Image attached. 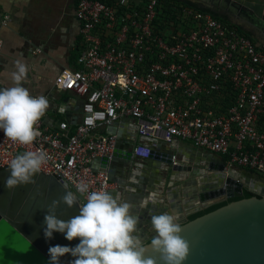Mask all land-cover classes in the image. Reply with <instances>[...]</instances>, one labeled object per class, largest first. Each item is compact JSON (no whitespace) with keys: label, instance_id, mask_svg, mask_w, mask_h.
Listing matches in <instances>:
<instances>
[{"label":"built area","instance_id":"built-area-1","mask_svg":"<svg viewBox=\"0 0 264 264\" xmlns=\"http://www.w3.org/2000/svg\"><path fill=\"white\" fill-rule=\"evenodd\" d=\"M76 17L79 67L63 69L54 84L84 99L82 119L71 132L67 121L50 129L41 118L40 135L27 146L0 130V169L20 152L44 151L49 161L41 171L109 191L108 173L92 161L111 155L117 135L93 131L131 117L141 138L188 141L264 181V48L257 41L168 0H79Z\"/></svg>","mask_w":264,"mask_h":264},{"label":"water","instance_id":"water-1","mask_svg":"<svg viewBox=\"0 0 264 264\" xmlns=\"http://www.w3.org/2000/svg\"><path fill=\"white\" fill-rule=\"evenodd\" d=\"M220 2L232 4L236 12L240 11L259 28V33L262 35H252V37L264 48V8L259 12L255 5L246 0H212V4ZM213 15L231 21L224 14ZM68 100V96L53 97L55 106L60 109ZM83 106L84 99L81 98L80 108L77 110L78 116L73 119L75 125L79 124L83 117ZM118 123L119 120L109 123L106 126L107 132L116 134ZM119 139L117 137V140ZM141 139L153 141V138L149 137L139 138L130 142L128 148L116 143L111 155L96 156L92 161L95 171L107 172L109 182H117L118 188L110 189L109 192L119 195L125 190L124 196L120 198L132 203L134 212L142 208V213H138L141 218L140 228L145 222H150L151 215H154L157 209V203L153 201L150 204L146 203L149 194L142 179L137 175L139 170L148 166V162L135 160L139 159L138 157H149L166 165L163 167V182L167 186L168 194L173 193L171 188L174 182L182 176L180 173L186 168L183 163L173 160L174 154H161L153 146L139 143ZM156 141H158L155 142L156 146L158 143L166 142L162 139ZM138 143L146 148L134 154L133 149L139 145ZM209 168L216 169L218 173L199 180L188 179L185 182V184H197L196 191L200 202L187 206L186 214L179 218L183 228L181 235L189 242L191 249L184 264H264V187L253 184L249 188L236 178V172L229 169L223 160L220 164H211ZM118 169L124 172H122L124 177L128 176L127 181L117 179ZM9 175L8 167L0 169V264H48L50 246L75 247L80 242L79 239L68 241L64 234L59 232H55L52 239H46L44 236V217L47 208L53 200L60 199L65 191L58 183L59 176L41 171L34 177L36 181L34 185L20 186L14 193H9L5 187V180ZM245 190L253 192L255 196L230 202L190 220V216L196 212L236 195L242 196ZM131 193L135 196L133 200L130 199ZM155 193L152 191L150 198L158 201L157 197L160 195ZM136 203L147 205L145 208ZM160 210L164 211L162 208ZM78 214V203L71 208L61 204L56 213L57 218L64 221ZM142 235L150 238L154 233L149 230L147 234ZM17 249H27V251ZM74 259L71 254H66L60 258V264H70Z\"/></svg>","mask_w":264,"mask_h":264},{"label":"crops","instance_id":"crops-1","mask_svg":"<svg viewBox=\"0 0 264 264\" xmlns=\"http://www.w3.org/2000/svg\"><path fill=\"white\" fill-rule=\"evenodd\" d=\"M246 1L259 7V12L262 11L264 0ZM183 2L211 14H217L211 10V6L217 5L229 15L227 16L230 17V23L237 25L239 30L250 37H252V29L262 35L259 33V28L255 27L240 11L236 12L235 8L229 9V4L223 2L212 4V0H185ZM77 4L78 0H0V40L3 43L0 51V88L13 86L10 74L15 71L14 62L17 59H22L29 68L24 86L27 87L29 84L28 89L31 95H44L49 101V108L42 117L45 125L50 129H56L61 121H67L71 132L76 126L73 124V119L78 116L77 110L80 108L81 97L76 92L57 89L54 81L63 69L79 67L77 57L82 38L80 23L76 17ZM33 55L35 61H38L37 64L44 62L46 66L49 65L52 68V79L48 82H36L38 84L36 88H33ZM37 79L40 80V77ZM63 96H68L69 100L61 109L57 108L53 102V97ZM116 129V135L120 138L117 143L123 148H128L130 142L141 138L137 136L136 123L131 117L120 119ZM93 134L98 136L110 133L107 132L106 127H100L95 129ZM141 142L146 146H153L161 154H174L176 161L178 160L186 167L180 173L182 176L174 182L171 188L173 193L168 194L166 192L167 186L163 182V167L166 165L149 157H138L139 159L135 160L148 162L146 168L137 170V175L142 179L149 194L146 197V203L150 204L151 201L157 203L155 214L168 212L177 215L178 218L185 215L187 206L200 202L197 196L198 191H196L197 184H185L186 180H199L207 175L218 173L215 171L216 169H210L209 166L220 164L222 160L225 162L223 155L198 148L190 142L178 138L171 142L158 143L157 146L155 142L158 141L154 139L153 141L141 139L139 143ZM230 168L236 172V178L243 181L249 188L253 184L264 187V181L255 171L239 166ZM133 169L135 170V167ZM122 172L118 169L117 179L127 181L128 176L124 177V172ZM117 188V182L112 183L110 189ZM124 191L119 193V196L123 197ZM152 191L162 198L159 196L157 197L159 198L158 201L152 200L150 198ZM134 197V194L131 193L130 199L133 200ZM136 204L141 207L143 205L145 208L147 205ZM161 208L164 211H161ZM137 213H142V208ZM140 229L141 234H147L150 230V222H145Z\"/></svg>","mask_w":264,"mask_h":264},{"label":"clouds","instance_id":"clouds-1","mask_svg":"<svg viewBox=\"0 0 264 264\" xmlns=\"http://www.w3.org/2000/svg\"><path fill=\"white\" fill-rule=\"evenodd\" d=\"M14 63L15 71L10 74L13 86L0 88V130L6 139L27 146L40 135L37 125L46 114L49 101L44 95L30 94L24 86L27 64L22 59ZM90 122L86 118L85 123ZM48 161L44 151L18 153L7 165L10 175L5 180L6 189L14 193L20 186L34 185V177ZM58 183L65 191L47 208L44 236L52 239L59 232L68 241L80 242L75 247L50 246L48 264H60L66 254L75 257L70 264H184L190 255V244L181 235L183 228L177 215H151L150 231L154 235L147 238L141 234L140 215L129 201L104 189L90 190V184L82 180L70 182L62 178ZM77 203L78 215L68 221L57 218L61 204L71 208Z\"/></svg>","mask_w":264,"mask_h":264},{"label":"trees","instance_id":"trees-1","mask_svg":"<svg viewBox=\"0 0 264 264\" xmlns=\"http://www.w3.org/2000/svg\"><path fill=\"white\" fill-rule=\"evenodd\" d=\"M102 1H110V0H102ZM168 1H173V0H168ZM174 1L177 2L178 4L181 2V1H177V0H174ZM181 3L186 4V5H188V6H193V5H190V4L185 3V2H181ZM193 7H194V6H193ZM195 8H196V7H195ZM196 9H199V8H196ZM199 10H201V9H199ZM202 11H205V10H202ZM206 12H207V11H206ZM213 16H215L216 18L221 19V20H223V21H227V20H225V19H222V18L219 17L218 15H213ZM227 22H229V21H227ZM229 23H230V22H229ZM244 33H245V32H244ZM251 196H255V194H254L253 192L249 191V190H245V191H244V194H243L242 196H240V195H236V196H234V197H232V198H228V199H226V200H224V201H222V202H220V203L214 204V205H212V206H210V207H208V208H205V209H202V210L196 212L195 214H193V215L190 216V220H193V219H195V218H197V217H200V216H202V215H204V214H207V213H209V212H211V211H213V210H215V209H217V208H219V207H221V206H223V205H226V204H228V203H230V202L237 201V200H241V199H243V198H249V197H251Z\"/></svg>","mask_w":264,"mask_h":264},{"label":"rangeland","instance_id":"rangeland-1","mask_svg":"<svg viewBox=\"0 0 264 264\" xmlns=\"http://www.w3.org/2000/svg\"><path fill=\"white\" fill-rule=\"evenodd\" d=\"M251 38H253V37H251ZM34 57L35 56L33 55V88H36V86H38V84L36 82H38V81L39 82L40 81L41 82H48L50 79H52V76H51L52 68L49 65L46 66L44 62H40L39 64H37L38 61L36 62ZM47 62H48V60H47ZM38 77H40V80L37 79ZM29 87H30V85L28 84L27 88H29Z\"/></svg>","mask_w":264,"mask_h":264},{"label":"flooded vegetation","instance_id":"flooded-vegetation-1","mask_svg":"<svg viewBox=\"0 0 264 264\" xmlns=\"http://www.w3.org/2000/svg\"><path fill=\"white\" fill-rule=\"evenodd\" d=\"M78 1H79V0H78ZM173 1H174V0H173ZM174 2H175V1H174ZM229 5H230V6H229L230 8L228 7L229 9L232 10V9L235 8L232 4H229ZM211 7H212L211 10L214 11V12H217V14H219V15H221V14H224V15H226V16L228 15L226 12L223 11V9H222L221 7H219V6H217V5H213V6H211ZM256 7H257V6H256ZM263 8H264V7H263ZM263 8H262V10H263ZM257 10L259 11V7H257ZM229 13H230V12H229ZM230 14H231V13H230ZM228 16H229V15H228ZM228 16H227V17H228ZM229 18H230V17H229ZM234 25H235V24H234ZM236 26H237V25H236ZM255 27H256V26H255ZM255 29H256V28H255ZM253 30H254V29H252V32H253L252 35H258V36H261L260 34H258V31H256V30L253 31Z\"/></svg>","mask_w":264,"mask_h":264}]
</instances>
